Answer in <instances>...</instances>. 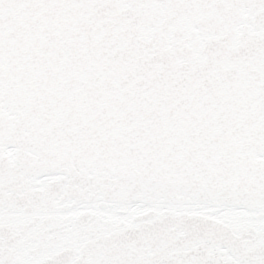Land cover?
<instances>
[{
    "label": "snow or ice",
    "instance_id": "1",
    "mask_svg": "<svg viewBox=\"0 0 264 264\" xmlns=\"http://www.w3.org/2000/svg\"><path fill=\"white\" fill-rule=\"evenodd\" d=\"M0 264H264V0H0Z\"/></svg>",
    "mask_w": 264,
    "mask_h": 264
}]
</instances>
